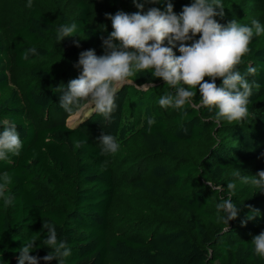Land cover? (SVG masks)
Instances as JSON below:
<instances>
[{
  "label": "trees",
  "instance_id": "obj_1",
  "mask_svg": "<svg viewBox=\"0 0 264 264\" xmlns=\"http://www.w3.org/2000/svg\"><path fill=\"white\" fill-rule=\"evenodd\" d=\"M96 2L101 11L94 15L87 0H77L71 19L31 5L14 27L10 46L0 20V132L5 121L14 123L22 140L19 155L0 160V174L12 177V203L5 207L0 199V264H17L20 249L33 238L38 247L30 254L47 255L45 222L67 242L71 255L65 264H264L252 243L264 232V191L236 176L264 170V33L253 36L250 52L237 66L255 82L249 114L241 121L218 122L216 109L199 106L198 88L183 84L196 91L191 103L163 108L159 99L175 89L143 72L117 92L110 122L90 107L92 114L70 127L67 120L78 111L60 107L62 89L78 78L75 65L82 51L106 54L103 40L113 30L108 16L164 10L169 2L179 15L193 0ZM221 2L224 15L215 19L222 25L236 20L250 26L256 19L264 26V0ZM62 24H75L76 30L58 42ZM30 47L39 54L24 60ZM173 51L180 54L178 47ZM12 67L25 78L11 82ZM249 67L256 69L254 75ZM102 134L115 137L116 153H102ZM76 142L83 143L77 148ZM229 182L236 183L231 193ZM229 196L238 213L226 224L216 206Z\"/></svg>",
  "mask_w": 264,
  "mask_h": 264
},
{
  "label": "clouds",
  "instance_id": "obj_2",
  "mask_svg": "<svg viewBox=\"0 0 264 264\" xmlns=\"http://www.w3.org/2000/svg\"><path fill=\"white\" fill-rule=\"evenodd\" d=\"M136 0H134V3ZM156 4L159 0H146ZM143 9V4L137 3ZM219 9V11H217ZM221 0H193L190 5L183 7L177 15L172 3H167L164 10L150 8L146 13L117 12L109 15L112 31L103 40L106 54L97 56L92 49L82 51L75 67L80 69L78 78L71 79L67 89H62L60 107L67 113L79 111L83 107H91L104 120L111 121L117 105V92L137 73L150 72L154 78H161L166 85L175 89V94H166L159 99L163 108H183L191 103L196 91L187 90L179 85H187L188 89L199 90V106L210 112L216 109L215 119L228 123L245 119L248 112L249 98L255 82H249L237 70L242 58L250 52L253 36L264 33V26L253 19L251 25H241L236 20L226 26L219 23L215 17L224 15ZM76 25L62 24L56 29V40L63 41L72 36ZM199 36L198 39H194ZM165 41L169 46H165ZM191 41V43H189ZM79 47V44L76 45ZM178 47L179 55L173 51ZM34 47L26 49L22 58L38 55ZM256 69L248 68V74L254 75ZM206 78H208L206 80ZM222 83L218 85L217 80ZM259 87L258 84L255 85ZM151 126L155 119L147 121ZM102 153H116L120 147L115 137L102 134ZM83 142H76L79 148ZM22 140L14 123L4 122L0 132V160L8 158V154L19 155ZM236 176L245 184H251L264 191V170L255 176ZM12 177L8 172L0 174V199L4 206L12 203L9 185ZM211 186V184H209ZM229 192L236 188L235 182L227 184ZM222 191V187H217ZM220 217L226 224L237 218L238 209L232 202L231 196L221 199L217 204ZM47 230L42 244L50 251L43 257L30 253L38 247L35 238L28 240L20 249L17 264H39L42 259L45 264L56 260L65 264V258L71 255L65 240L58 239L57 230L48 223L43 224ZM254 253L264 258V232L252 239Z\"/></svg>",
  "mask_w": 264,
  "mask_h": 264
},
{
  "label": "rangeland",
  "instance_id": "obj_3",
  "mask_svg": "<svg viewBox=\"0 0 264 264\" xmlns=\"http://www.w3.org/2000/svg\"><path fill=\"white\" fill-rule=\"evenodd\" d=\"M76 1L77 0H0V20L2 24L1 33L4 35V38L10 46L11 34L14 27L24 21L26 13L31 5L36 4L57 19L61 17L71 19L76 14ZM87 1L91 4V9L94 15L101 11V6L96 2V0ZM8 73L10 75L11 82L17 79H22V77L25 78L24 71H18L14 67H12L11 71ZM89 109L90 107L85 108L82 112L88 113ZM79 111L67 120V124L70 127L71 125H75L78 120L86 116H83L82 113L79 114ZM119 220L120 222L123 221L121 217ZM125 228L126 226H121L119 231H125Z\"/></svg>",
  "mask_w": 264,
  "mask_h": 264
},
{
  "label": "bare ground",
  "instance_id": "obj_4",
  "mask_svg": "<svg viewBox=\"0 0 264 264\" xmlns=\"http://www.w3.org/2000/svg\"><path fill=\"white\" fill-rule=\"evenodd\" d=\"M82 111H83V109L79 111V114H80V113H82V114H83V116H85V115H86L85 117H87V116H88V114H89V112H88V113H83ZM77 113H78V112H77ZM79 114H78V115H79ZM85 117H84V118H85ZM84 118H82V119L78 120V122H77L75 125H77V124L79 123V121L83 120ZM75 125H71V127H73V126H75Z\"/></svg>",
  "mask_w": 264,
  "mask_h": 264
},
{
  "label": "water",
  "instance_id": "obj_5",
  "mask_svg": "<svg viewBox=\"0 0 264 264\" xmlns=\"http://www.w3.org/2000/svg\"><path fill=\"white\" fill-rule=\"evenodd\" d=\"M91 114H92V113H91ZM91 114H90V115H91ZM90 115H89V116H90ZM89 116H88V117H89ZM88 117H86L85 119L81 120L79 123L83 122V121L86 120ZM79 123H78V124H79ZM76 126H77V125H76Z\"/></svg>",
  "mask_w": 264,
  "mask_h": 264
},
{
  "label": "crops",
  "instance_id": "obj_6",
  "mask_svg": "<svg viewBox=\"0 0 264 264\" xmlns=\"http://www.w3.org/2000/svg\"><path fill=\"white\" fill-rule=\"evenodd\" d=\"M85 108H88V107H85ZM85 108H83V109H85Z\"/></svg>",
  "mask_w": 264,
  "mask_h": 264
}]
</instances>
